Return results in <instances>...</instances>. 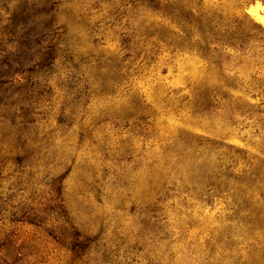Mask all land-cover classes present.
I'll use <instances>...</instances> for the list:
<instances>
[{"label": "rangeland", "instance_id": "1", "mask_svg": "<svg viewBox=\"0 0 264 264\" xmlns=\"http://www.w3.org/2000/svg\"><path fill=\"white\" fill-rule=\"evenodd\" d=\"M158 1L0 0L5 264H264V0Z\"/></svg>", "mask_w": 264, "mask_h": 264}, {"label": "trees", "instance_id": "2", "mask_svg": "<svg viewBox=\"0 0 264 264\" xmlns=\"http://www.w3.org/2000/svg\"><path fill=\"white\" fill-rule=\"evenodd\" d=\"M53 1H58V0H53ZM143 2H144L143 0H135L136 5L141 6L143 9H148V8L153 9L156 12L160 13L161 18L163 20H169V14H170V12H169V5L167 3H161L160 1L157 0V2L155 3V5H153V7H151L147 3L145 4ZM161 28H163V27H161ZM215 34L216 33H209V32L207 34L202 33V39L205 42H207L209 36L214 37V38H217V36H218V39H219L218 42L220 43L219 49H221L222 51H224L226 48L235 46L234 45V41L236 39H235L234 35H231L228 32L227 33H225V32L219 33V35H215ZM191 38H192V35L188 31L185 34V36H184L183 39L190 40ZM44 42H46V41H44ZM213 97H215V95ZM212 146H213V148L217 149V147H214V145H212ZM162 176L166 177V175H164V174H161V177ZM164 177H162V178H164ZM208 178H212V180H218V178L216 176H214V175H207V174L205 175L204 172H201V176H200V180L201 181H203V179H208ZM169 191H171V190L169 189L168 192ZM159 196H162V198L159 197ZM156 197H157V200L155 201L156 204L162 207V205L165 204L167 197L165 195H163V191H161V190L159 191V193H157ZM159 206H157V209L154 212H161V211H163V210H161V208ZM4 258L5 257H3V256L1 257L0 256V263L1 264H5Z\"/></svg>", "mask_w": 264, "mask_h": 264}, {"label": "crops", "instance_id": "3", "mask_svg": "<svg viewBox=\"0 0 264 264\" xmlns=\"http://www.w3.org/2000/svg\"><path fill=\"white\" fill-rule=\"evenodd\" d=\"M250 9L256 12L259 15V17L262 19V22H264V10L262 11L261 9H258L256 5H252Z\"/></svg>", "mask_w": 264, "mask_h": 264}]
</instances>
